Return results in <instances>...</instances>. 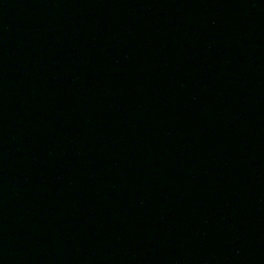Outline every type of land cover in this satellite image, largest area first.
<instances>
[{
    "label": "water",
    "instance_id": "1",
    "mask_svg": "<svg viewBox=\"0 0 264 264\" xmlns=\"http://www.w3.org/2000/svg\"><path fill=\"white\" fill-rule=\"evenodd\" d=\"M264 144V0H0V206L137 189Z\"/></svg>",
    "mask_w": 264,
    "mask_h": 264
}]
</instances>
